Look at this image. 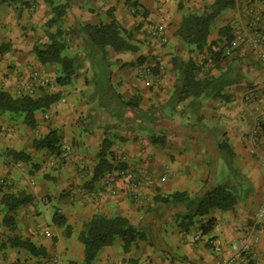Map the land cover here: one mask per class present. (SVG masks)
I'll return each mask as SVG.
<instances>
[{
	"label": "crops",
	"instance_id": "0c3cea01",
	"mask_svg": "<svg viewBox=\"0 0 264 264\" xmlns=\"http://www.w3.org/2000/svg\"><path fill=\"white\" fill-rule=\"evenodd\" d=\"M214 1L0 0V90L13 97L59 94L48 109L34 113V128L25 114L0 112V264H84L78 236L97 215L124 217L146 238L124 251L117 237L91 264H219L212 243L226 247L243 237L264 198V45L251 46L254 36L246 30L253 11L264 13V0H233L196 50L177 31L184 16L209 11ZM63 4L58 23L47 25L52 7ZM112 19L131 33L137 50L107 48L102 55L91 48L84 54L81 27ZM152 24L162 28L165 42L150 34ZM222 28L232 36L228 54ZM58 32L62 55L81 57L66 86L55 84L59 66L37 57ZM215 44L223 48L216 62L210 52L218 49ZM189 64L194 79L207 82L196 97L182 93ZM50 131L59 139V156L33 148V140ZM105 142L112 169L93 179ZM11 152L20 154L14 158ZM120 157L129 167L125 178L114 171ZM225 183L237 198L233 208L210 210L181 228L193 203ZM176 192L193 202L157 201ZM4 194L29 200L6 212ZM55 213L65 226L53 224ZM5 215L12 225L5 224ZM208 221L212 228L203 235L200 227ZM258 237L253 264H264V218ZM15 239L43 254L12 245Z\"/></svg>",
	"mask_w": 264,
	"mask_h": 264
},
{
	"label": "trees",
	"instance_id": "16d2710c",
	"mask_svg": "<svg viewBox=\"0 0 264 264\" xmlns=\"http://www.w3.org/2000/svg\"><path fill=\"white\" fill-rule=\"evenodd\" d=\"M233 6V0H215L211 5L209 11H204L202 14H187L183 17L177 34L188 45H193L196 50L203 47L208 32L210 23L217 17V15L226 8ZM67 4L56 5L52 7L53 17L48 21L47 25L57 24L59 19L65 13ZM82 36L85 43L84 54L91 48L97 49L104 55L107 48H112L115 51H130L135 52L137 48L130 42L131 33L123 30L120 24L112 19L108 24L84 25L81 27ZM57 36L51 39V43L45 49L37 50V57L41 64L55 63L59 66V74L55 78L57 86H66L71 83L72 77L79 68L81 60L80 55L74 57H66L62 55L64 50V43ZM221 36H225L226 44H230L232 36L228 33L227 28H222L219 32ZM215 48L219 46L214 45ZM214 48V49H215ZM222 47L217 51L211 49V57L216 62L220 59ZM207 82L196 81L193 77V68L189 64L185 73L184 85L182 93L199 96L206 88ZM59 94H44L39 97L29 95H21L13 97L8 92L0 90V112H11L25 114V123L31 127H35L34 113L36 111H43L48 109L52 104L57 102ZM33 148L45 149L51 154L60 155L61 148L59 139L53 131H50L46 136L40 139L33 140ZM108 142L103 143L99 153V163L95 168L93 179L98 178L106 171L112 169L111 164L105 159L108 153ZM20 153L11 152L14 158L18 157ZM116 168H114L115 170ZM28 197L23 195H6L1 198V204L6 212H13L20 205L28 202ZM157 201L166 205H189L191 198L186 192H176L169 196L157 198ZM237 201L233 188L227 183L216 185L207 190L198 201L193 203V210L181 217L180 227L187 229L190 227L194 219L209 213L210 210L218 209L221 211L230 210ZM5 224L10 226L13 221L12 218L5 215ZM53 224L63 227L65 220L60 215L56 214L53 217ZM212 228V221L202 224L200 227L203 235L207 234ZM121 238L123 242V250L128 251L130 246L137 242L145 240L146 235L135 228H133L126 218L116 216L107 218L101 215L93 216L89 221L85 222L79 233L78 240L84 247V264H91L95 259L98 251L113 243L115 238ZM11 244L14 246L26 249L32 255L43 254L41 248H37L28 241L12 240Z\"/></svg>",
	"mask_w": 264,
	"mask_h": 264
},
{
	"label": "built area",
	"instance_id": "2783aa9c",
	"mask_svg": "<svg viewBox=\"0 0 264 264\" xmlns=\"http://www.w3.org/2000/svg\"><path fill=\"white\" fill-rule=\"evenodd\" d=\"M29 4L32 9L35 7V4L33 2H30ZM246 26V30H248L254 36L253 38H249L248 40L250 45L253 47L264 45V13H261L259 11H253L252 19ZM149 32L155 39L159 40L160 42L163 43L166 41L165 37L163 36L162 28L159 25L152 24L151 26H149ZM215 50L217 51L218 49ZM231 50L232 44H229L224 49V53L228 54ZM33 75L36 77L37 73L34 72ZM45 82L43 84H45ZM258 128L260 127L258 126ZM252 142L254 143V139ZM253 148L254 147H252V152H254ZM66 153L67 151H65L62 156L66 157ZM262 161L264 164V156L262 158ZM115 168L116 169L114 171L119 177L125 178L127 176L129 172V167L127 165L125 157L118 158L115 163ZM143 180L148 184L151 183V179L149 177L145 176L143 177ZM113 182L114 176L111 175L108 178V183L111 187H113ZM263 218L264 198L256 209V211L253 213V216L251 217L250 223L247 229L245 230L243 237L234 242H231L226 247H223L217 242L212 243V251L216 254H220L221 258L219 264H253L252 251L254 245L259 240L258 231Z\"/></svg>",
	"mask_w": 264,
	"mask_h": 264
}]
</instances>
